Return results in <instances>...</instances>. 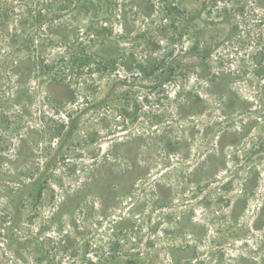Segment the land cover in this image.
I'll use <instances>...</instances> for the list:
<instances>
[{"label":"rangeland","instance_id":"374dc122","mask_svg":"<svg viewBox=\"0 0 264 264\" xmlns=\"http://www.w3.org/2000/svg\"><path fill=\"white\" fill-rule=\"evenodd\" d=\"M111 1L60 18L107 21L95 42L0 44V215L28 238L0 263L264 264V0ZM146 68L168 80L149 90Z\"/></svg>","mask_w":264,"mask_h":264},{"label":"trees","instance_id":"16d2710c","mask_svg":"<svg viewBox=\"0 0 264 264\" xmlns=\"http://www.w3.org/2000/svg\"><path fill=\"white\" fill-rule=\"evenodd\" d=\"M108 1V0H103ZM158 1V0H157ZM159 2V1H158ZM169 4L165 3L164 5L161 3L162 10L165 12H172L176 11L179 16L182 14L179 12L177 7H174L173 0L168 1ZM101 0H0V33L4 32L5 30L9 29L12 26V29L14 33L17 35H13V39L8 42V36L6 35H0V44H18L19 42L21 44H85L80 43L82 40L88 42H95L99 38L107 37L108 34V27L107 21L101 22L100 17L95 15L92 17L91 23L89 24V27H85L84 30L77 25H64L59 23L63 15H65L67 12L76 11L80 12L81 10H92L97 9L99 10V6L101 5ZM105 9L110 10L111 8L114 9H120L122 6L123 9H125V14H129V12H136L137 6H141L142 8L147 7V10L150 12L156 11V6L154 4V0H112L111 4L105 3ZM173 5V6H172ZM146 9V8H145ZM66 12V13H65ZM57 15V16H56ZM52 16V17H51ZM27 20H22L21 18ZM51 17V18H50ZM54 17H57L56 19ZM21 19V20H20ZM72 21V20H70ZM96 22V23H95ZM51 24V26L55 29L53 36H48L47 33H45V30H42V25L44 24ZM109 26V25H108ZM4 28V29H1ZM19 31H21L19 33ZM19 33V34H18ZM71 36H70V35ZM85 35L86 37H83ZM54 37V38H53ZM71 37V38H70ZM105 40V39H104ZM103 40V41H104ZM38 41H40L38 43ZM46 41V43H44ZM81 53L79 52L77 56L74 57L73 61L69 62H58L56 66L49 67V70L47 73H45L48 77L49 83H60L64 82L65 80L62 79V77H65L66 75V69L60 65L61 63H65L64 66L72 67V66H81L89 65L93 63L89 56H87V51L83 49ZM93 60L96 59L99 60L103 65H109L111 61L106 60L107 58L99 57V56H93ZM90 60V61H89ZM28 64L29 61H26ZM24 63V62H23ZM22 63V64H23ZM99 65V64H98ZM111 65V64H110ZM112 66V65H111ZM106 67V66H103ZM13 73H16L17 76H27L32 74V71H30V67L26 65L25 68H22L20 66H16L14 68ZM155 70L153 69H147L146 73L148 77H151L155 74ZM146 76V77H147ZM169 76H163V74H158L155 77L152 76V86H150L149 90L156 89L157 87H162L164 83L168 80ZM83 86V88H80ZM65 87L67 91L72 94L76 95L78 93L89 92L91 86H88L87 84H81L78 83L74 87L70 84H65ZM72 89V90H71ZM79 91L78 93L73 91ZM91 95L92 92L90 93ZM45 178L36 177L29 179L28 182H33L35 187L41 188L43 185ZM24 183H26L25 180H23ZM18 183V182H17ZM20 185V184H19ZM28 185V184H26ZM21 186V185H20ZM24 186V185H22ZM13 200L10 201V205L12 204ZM8 220H6V216L4 214L0 215V254L4 255V251L6 248H9L12 245L16 244H22L25 246L27 244L28 238L25 236H18V234L15 233L17 230L16 223L14 222L13 218L14 216L9 215ZM5 219V220H3ZM5 221V222H2ZM20 235V234H19ZM6 242V248H1L3 246V242ZM3 251V252H2ZM25 250H15L14 256L16 260H12L9 263L7 262H1L0 264H19L20 258L23 259L25 255ZM38 261V259L36 260Z\"/></svg>","mask_w":264,"mask_h":264},{"label":"flooded vegetation","instance_id":"af4514ba","mask_svg":"<svg viewBox=\"0 0 264 264\" xmlns=\"http://www.w3.org/2000/svg\"><path fill=\"white\" fill-rule=\"evenodd\" d=\"M143 74H145V72L143 73ZM8 174H3L2 172L0 173V176L2 177V178H6V176H7ZM39 175V177H41L42 175H40V174H38ZM44 178V177H43Z\"/></svg>","mask_w":264,"mask_h":264}]
</instances>
